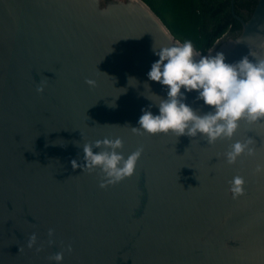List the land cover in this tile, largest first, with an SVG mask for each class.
I'll return each instance as SVG.
<instances>
[{"label": "water", "instance_id": "obj_1", "mask_svg": "<svg viewBox=\"0 0 264 264\" xmlns=\"http://www.w3.org/2000/svg\"><path fill=\"white\" fill-rule=\"evenodd\" d=\"M240 22L205 55L264 59V0ZM176 44L141 0H0V264H55L60 251L62 264H264V120L213 144L131 129L167 98L147 73L154 50ZM105 138H120L125 157L143 152L131 177L100 188L99 169L70 161L84 164L83 145ZM248 138L255 154L228 164ZM236 175L245 194L233 199Z\"/></svg>", "mask_w": 264, "mask_h": 264}, {"label": "clouds", "instance_id": "obj_2", "mask_svg": "<svg viewBox=\"0 0 264 264\" xmlns=\"http://www.w3.org/2000/svg\"><path fill=\"white\" fill-rule=\"evenodd\" d=\"M154 54L159 59L152 63L147 77L166 87L167 98H161L156 105V115L151 112V106L141 109L139 127H131L134 133L143 131L155 135L171 132L177 138L199 135L208 144H213L217 139H231L241 120L248 123L264 120V59L252 62L248 56H244L237 62L226 63L222 52H217L214 56L201 55L194 50L191 41L162 47L158 51L154 50ZM46 79L37 84V93L44 91ZM85 84L95 87L92 79H85ZM182 88L184 92L196 91V99L202 100L211 110L200 113L186 104ZM252 144L251 138L232 143L224 154L226 162L234 164L245 153L254 155L255 149L250 147ZM122 147L123 141L120 138L86 143L82 147L84 164H78L73 159L70 161L71 167H81L82 171L87 169L90 173L99 169V187L114 185L135 173L137 161L143 152V148L138 147L125 157L118 151ZM94 148L98 151L93 152ZM255 171L264 172V165H257ZM228 191L233 199L243 196L244 177L234 176L229 181ZM48 234L51 237L53 230L49 229ZM35 243L36 234L32 233L28 237L27 247L32 248ZM67 251H71V246ZM63 257L64 252L60 251L51 255L49 260L62 264Z\"/></svg>", "mask_w": 264, "mask_h": 264}, {"label": "trees", "instance_id": "obj_3", "mask_svg": "<svg viewBox=\"0 0 264 264\" xmlns=\"http://www.w3.org/2000/svg\"><path fill=\"white\" fill-rule=\"evenodd\" d=\"M181 44L206 52L222 37L236 38L258 0H141Z\"/></svg>", "mask_w": 264, "mask_h": 264}]
</instances>
